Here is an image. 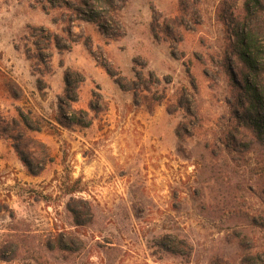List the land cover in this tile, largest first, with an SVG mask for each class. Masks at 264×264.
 <instances>
[{
  "label": "rangeland",
  "instance_id": "obj_1",
  "mask_svg": "<svg viewBox=\"0 0 264 264\" xmlns=\"http://www.w3.org/2000/svg\"><path fill=\"white\" fill-rule=\"evenodd\" d=\"M259 1L0 0V264H264Z\"/></svg>",
  "mask_w": 264,
  "mask_h": 264
},
{
  "label": "trees",
  "instance_id": "obj_2",
  "mask_svg": "<svg viewBox=\"0 0 264 264\" xmlns=\"http://www.w3.org/2000/svg\"><path fill=\"white\" fill-rule=\"evenodd\" d=\"M106 1L107 3H109V0H104ZM248 4H253V6L255 7H259L261 5L260 1L259 0H248ZM106 7L109 8L108 10V14L110 15V17L112 16L111 14L114 12V13H117V10H116V7L114 4H105ZM103 17V16H102ZM104 18V17H103ZM91 20H93L91 18ZM100 20V18L98 19V21ZM245 38H240L238 40V42L240 43L241 47H242V58L244 60V62L246 63V66H248L250 68V70H252V68H254V60L251 56V53L249 52L250 51V46L252 45L251 43H247V42H244ZM247 89H248V92L251 94V96L253 97V100L255 99H258L259 98V94L256 92L255 88L252 87L250 85V83L247 82ZM73 214H74V217L75 219H77V224H80L79 222V217H80V214H78V212H74L73 211ZM63 245V243H62Z\"/></svg>",
  "mask_w": 264,
  "mask_h": 264
}]
</instances>
